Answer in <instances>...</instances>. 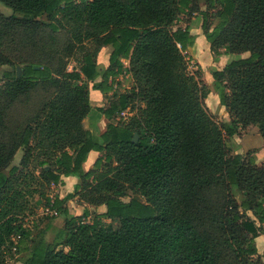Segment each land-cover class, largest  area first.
Returning a JSON list of instances; mask_svg holds the SVG:
<instances>
[{
    "label": "trees",
    "instance_id": "obj_1",
    "mask_svg": "<svg viewBox=\"0 0 264 264\" xmlns=\"http://www.w3.org/2000/svg\"><path fill=\"white\" fill-rule=\"evenodd\" d=\"M0 4L10 10L0 11V264H264L255 242L264 236V161L227 145L246 130L264 142V0ZM192 14L213 60L229 56L211 73L222 124L205 106L199 72L187 71L191 24L173 28ZM106 47L105 67L97 58ZM122 74L132 86L117 92ZM90 84L104 106H91ZM101 116L102 133L85 127ZM91 151L99 156L85 170ZM70 175L79 179L73 194L49 195ZM35 195L56 212L49 217L64 218L51 241L24 224ZM74 197L105 210L70 215Z\"/></svg>",
    "mask_w": 264,
    "mask_h": 264
},
{
    "label": "rangeland",
    "instance_id": "obj_2",
    "mask_svg": "<svg viewBox=\"0 0 264 264\" xmlns=\"http://www.w3.org/2000/svg\"><path fill=\"white\" fill-rule=\"evenodd\" d=\"M202 8H204L202 6ZM0 11L5 14H10V10L5 8L0 4ZM199 15H181L179 19L174 24L173 28L175 29L178 26H186L187 24H191L192 29H197L199 33H201V30H199ZM109 50L110 47H106ZM106 48H103L99 55H102L104 50L106 51ZM185 54V59L187 61V71L190 74H200V78L204 81L207 88L209 89V94L207 98L205 99V106L209 113L212 115L214 120L218 122L219 124H222L224 122L228 121V115L224 109L223 106L219 103V97L213 87V78H212V71L216 69V67H220V64H223L225 62H228L229 56L221 55L218 59V61L213 60V56L209 49L205 47V44L201 43L195 46L192 49H188L183 52ZM98 55V57H99ZM248 54L243 53L241 54V57H246ZM233 58H237V55H232ZM227 58V59H226ZM98 59V58H97ZM226 59V60H225ZM73 61H70L68 69L70 70L72 68ZM8 67H1L0 68V78L2 75V72L6 70ZM92 86V84L89 85V88ZM132 86V80L129 74H122L118 77L116 80V84L114 86L115 90L117 92H125L128 91ZM94 116V115H93ZM91 116V117H93ZM130 115L126 116L125 118L129 117ZM92 118L90 119V121ZM88 125V124H87ZM96 125V124H95ZM94 125V129L99 131L98 127ZM89 126V125H88ZM88 126L85 127L88 128ZM99 134V133H98ZM235 142L236 144L232 147L230 146L229 142H227V145L229 146L230 150L233 153H239V154H245L246 152H250L257 158V163L260 164L264 161V143L261 141V137L257 133H255L253 130H246L242 131L239 136H235ZM22 150H19L17 154L15 155L12 165H18L20 158L22 156ZM49 195L54 196L57 195L59 197L65 196L67 193L64 189L58 188L56 186H53L49 190ZM33 198L37 200V195H35ZM124 200H128V197L124 198ZM33 211L32 214L26 216L23 218L24 224L30 228H37V229H44L45 230V237L47 241H51L56 232L62 227L64 218L62 216H56V217H49L50 215L46 214V207L43 206L42 201L39 199L36 201L37 205H33L34 202L31 200ZM66 206L68 208L70 215H81L86 208H88L91 212V215L87 218L90 219L95 213H102L104 212V207H91L86 206L83 204H79L76 201V197L69 199L66 202ZM258 252L262 254L263 252V246H264V236L258 235L255 239Z\"/></svg>",
    "mask_w": 264,
    "mask_h": 264
},
{
    "label": "crops",
    "instance_id": "obj_3",
    "mask_svg": "<svg viewBox=\"0 0 264 264\" xmlns=\"http://www.w3.org/2000/svg\"><path fill=\"white\" fill-rule=\"evenodd\" d=\"M196 30L197 29H192V28L190 29V32L195 36V46H197L201 42L202 44L203 43L205 44V47H207V49H209V45H208L204 35L202 34V31H201V33H199ZM199 30H201L200 27H199ZM110 51H111V49L109 50V48L108 49L106 48V51L104 50L103 54L99 55V57L97 59L99 64H102L105 67L108 65V59H109ZM225 64H226V62L223 64H220L221 66L216 67V69H221ZM89 98H90V104L92 107L104 106V104L107 101L105 95L101 91L94 89L92 86L89 88ZM85 124H86V126L89 125L87 129L91 130V131L95 130L93 127L96 124L95 126L98 127V129H99L98 133L100 134L105 130L106 120L104 119L103 116H101L99 118H95V119L93 118V120H91V121H90V118H86L84 121V125ZM98 156H99L98 152L91 151L88 154V157H87V159L83 165L84 169L85 170L90 169ZM78 180L79 179L77 176L70 175V176L64 177L63 178V184L58 185L56 187L64 189L67 194H69V193L73 194L74 193V187L78 183ZM60 198H62V197H60ZM7 264H22V262L18 261L17 259L16 260L14 259V260H10Z\"/></svg>",
    "mask_w": 264,
    "mask_h": 264
},
{
    "label": "built area",
    "instance_id": "obj_4",
    "mask_svg": "<svg viewBox=\"0 0 264 264\" xmlns=\"http://www.w3.org/2000/svg\"><path fill=\"white\" fill-rule=\"evenodd\" d=\"M123 66L126 67L128 66V61L127 60H122ZM129 113L127 111L121 112L120 113V117L125 118L126 116H128ZM46 214L47 215H56V212H54L53 210H49L48 208H46Z\"/></svg>",
    "mask_w": 264,
    "mask_h": 264
},
{
    "label": "water",
    "instance_id": "obj_5",
    "mask_svg": "<svg viewBox=\"0 0 264 264\" xmlns=\"http://www.w3.org/2000/svg\"><path fill=\"white\" fill-rule=\"evenodd\" d=\"M21 73H22V69L20 67H18L17 68V76H20ZM136 139H137V136L135 135L133 141H136Z\"/></svg>",
    "mask_w": 264,
    "mask_h": 264
}]
</instances>
